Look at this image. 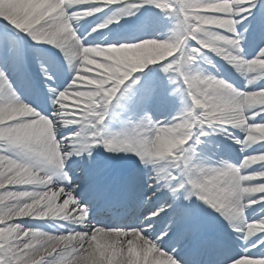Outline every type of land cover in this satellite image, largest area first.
Segmentation results:
<instances>
[{
    "label": "snow or ice",
    "instance_id": "snow-or-ice-1",
    "mask_svg": "<svg viewBox=\"0 0 264 264\" xmlns=\"http://www.w3.org/2000/svg\"><path fill=\"white\" fill-rule=\"evenodd\" d=\"M0 264H264V0H0Z\"/></svg>",
    "mask_w": 264,
    "mask_h": 264
},
{
    "label": "bare ground",
    "instance_id": "bare-ground-1",
    "mask_svg": "<svg viewBox=\"0 0 264 264\" xmlns=\"http://www.w3.org/2000/svg\"><path fill=\"white\" fill-rule=\"evenodd\" d=\"M230 143V142H229ZM133 166L132 161L129 160H119V161H111L109 166V175L115 176L120 174V172L125 171ZM109 215L107 213H99L97 218L104 221L105 217ZM42 226L49 227L48 222L41 221Z\"/></svg>",
    "mask_w": 264,
    "mask_h": 264
}]
</instances>
